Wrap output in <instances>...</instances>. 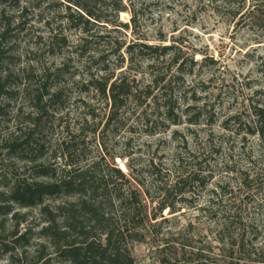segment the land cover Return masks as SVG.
Here are the masks:
<instances>
[{
  "label": "rangeland",
  "instance_id": "1",
  "mask_svg": "<svg viewBox=\"0 0 264 264\" xmlns=\"http://www.w3.org/2000/svg\"><path fill=\"white\" fill-rule=\"evenodd\" d=\"M256 1L124 0L137 12V31L127 10L120 20L129 27H94L95 35L107 37H90L84 47L80 21L67 17L77 7L69 10L66 0L22 1L25 10L0 4V32L8 29L0 34V192L16 178L34 177L37 164L60 176L73 163L85 166L105 156L124 171L128 165L141 171L152 215L162 194L145 172L149 161L172 180L204 158L205 184L187 189L188 202L157 211L144 227L130 226L123 242L134 264H264V138L252 132L255 110L264 107V12L253 8ZM133 41L176 46L160 66L167 79L150 97L129 99L107 123L111 101L88 81L108 72L145 90L151 69L148 59H131ZM118 42H125L121 49ZM175 51L197 65L189 59L183 73L170 68ZM167 104L175 121L165 115ZM16 138L27 141L11 151ZM179 153L184 165L176 169ZM66 198L46 196L44 204L54 211ZM217 198L215 219L203 208ZM10 204L12 212L0 215V264H71L41 233L49 216L44 204ZM226 215L232 218L221 230Z\"/></svg>",
  "mask_w": 264,
  "mask_h": 264
},
{
  "label": "trees",
  "instance_id": "2",
  "mask_svg": "<svg viewBox=\"0 0 264 264\" xmlns=\"http://www.w3.org/2000/svg\"><path fill=\"white\" fill-rule=\"evenodd\" d=\"M22 1L29 2L30 0H0V4L9 3L12 7L20 8ZM66 1L69 10L74 6L77 7L67 17L70 21H80L79 27L84 33V38L79 47H84L89 42L90 37L98 36L103 39L107 37L104 34L95 35L94 27L106 28L110 24L114 25L113 30H117L119 27H129L130 24L120 20V13L124 15V11L127 10L132 14L131 22L135 28L134 31H137V12L131 5L124 4V0ZM100 2L103 3L100 5L103 10H100V7V9L97 8ZM22 8L25 10L26 7L23 6ZM241 8H244V3ZM253 8L259 13L264 12V4L260 0L255 2ZM238 10L240 11V8ZM109 16H112L113 19L110 20ZM4 17V12L0 13L2 21ZM101 22L108 24H99ZM7 31L8 29L5 27L0 34L5 35ZM124 44L125 42H118L117 49H121ZM175 48L176 46L172 44L153 45L138 41H133L127 46V52L130 53L133 61L136 58L148 59L152 82L145 87V90L140 91L135 88L136 86H132L125 75L115 77L114 74L104 72L100 76L90 78L89 87L111 101V111L107 123L112 122L129 99H137L140 93L144 94L145 98L150 97L153 93V86L157 87L167 79L168 70L162 72L160 66L164 63L166 56ZM148 52L151 54L145 56ZM189 59L192 66L197 65L198 61L194 57H186L180 51H175L169 58L170 68L177 66L178 71L183 73L184 66ZM103 69L106 71V67ZM57 95V93L51 95L52 99L56 98ZM37 101L36 105L40 108L42 98H38ZM165 108L164 112L167 118L175 121L173 106L167 104ZM255 115L257 118L254 121L252 132H258L264 138V107L255 110ZM191 123L196 122L193 120ZM26 141L16 138L8 147L14 151ZM30 159L36 161V158ZM195 159L193 160V167H196V170H185V173L182 171L172 180L168 177L169 173L163 177L159 165L153 159L149 161L145 172L151 177L152 182L158 185V191L162 194L157 207L160 214L166 208L175 211L176 202L189 201L183 198L185 192L188 191L187 189L205 184L207 175H204L202 170L204 158ZM175 163L178 164L176 169L182 168L184 165L181 153L177 155ZM72 165L74 166L69 169H62L60 176L56 174V169L50 170L41 164L33 166V169L37 170L34 177L29 180L16 178L9 186L7 193L0 192V196H5L3 200L0 199V215L12 212L10 203L19 204L23 207H33L44 204L46 196L66 195L71 200L66 198L56 206L54 211H51L46 204L42 206L43 213L49 216L46 225L41 229V233L49 238L56 251L65 256L66 261L71 264H134L123 242L125 235L130 233V226L144 227L151 219L157 217V211L152 215L148 212L145 202L146 192L142 186L145 185V181L139 177L141 171L138 172L132 165H128V171H124V168L118 167L114 162L112 164L110 161L108 162L105 156L89 165L76 166L74 163ZM103 165H106L105 169ZM37 177L48 179L43 180ZM245 183L249 186L247 181ZM172 191L175 192V196L181 195L179 200L172 199ZM148 193L147 190V195ZM154 199L151 197V201ZM220 204L221 201L217 198V200L210 201L208 208L203 209L214 212V214L209 215L217 219L218 210L213 209ZM17 216L16 213L13 215L15 218ZM223 217V222L220 221L221 230L228 228L232 218L230 215ZM26 235L27 233H24L18 239H23ZM7 247L6 249H9V246Z\"/></svg>",
  "mask_w": 264,
  "mask_h": 264
}]
</instances>
